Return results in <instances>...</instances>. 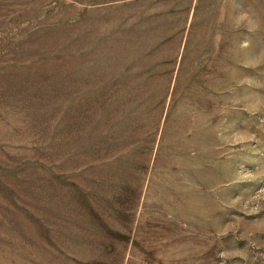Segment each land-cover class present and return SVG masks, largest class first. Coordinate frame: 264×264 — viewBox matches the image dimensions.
Wrapping results in <instances>:
<instances>
[{"label": "rangeland", "instance_id": "rangeland-1", "mask_svg": "<svg viewBox=\"0 0 264 264\" xmlns=\"http://www.w3.org/2000/svg\"><path fill=\"white\" fill-rule=\"evenodd\" d=\"M0 264H264V0H0Z\"/></svg>", "mask_w": 264, "mask_h": 264}]
</instances>
